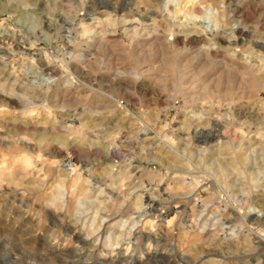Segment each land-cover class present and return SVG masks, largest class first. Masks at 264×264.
<instances>
[{
	"label": "rangeland",
	"instance_id": "374dc122",
	"mask_svg": "<svg viewBox=\"0 0 264 264\" xmlns=\"http://www.w3.org/2000/svg\"><path fill=\"white\" fill-rule=\"evenodd\" d=\"M169 2L0 0V264H264V0Z\"/></svg>",
	"mask_w": 264,
	"mask_h": 264
},
{
	"label": "bare ground",
	"instance_id": "6f19581e",
	"mask_svg": "<svg viewBox=\"0 0 264 264\" xmlns=\"http://www.w3.org/2000/svg\"><path fill=\"white\" fill-rule=\"evenodd\" d=\"M179 0H170V2L169 3H164L163 5H162V7H161V11L162 12H166V13H171V11H170V7H169V4L171 3V4H173V7L172 8H175L178 4H179V2H178ZM168 4V5H167ZM170 4V5H171ZM143 12H144V14H146V15H150L151 14V11L149 10V9H145V10H143ZM153 14V13H152ZM173 14V13H172ZM209 14H210V11L208 10V12H207V17L209 16ZM207 19V18H206ZM210 19V18H209ZM243 32V31H242ZM240 33V32H239ZM207 36V35H206ZM207 37H209V36H207ZM203 41L205 42L206 41V38H204L203 39ZM46 70V69H45ZM11 98L12 97H9V96H5V95H3V94H0V102H4V101H6V103H10L11 102ZM12 145V144H11ZM10 145V146H11ZM14 146V145H13ZM164 213V212H163ZM166 213V212H165ZM145 215V214H144ZM140 216V215H139ZM138 216V217H139ZM166 216V215H165ZM263 216V213L262 212H259V211H257L256 212V217L255 218H257V219H261V217ZM246 222V221H245ZM255 235V234H254ZM148 237V236H147ZM256 237V239L257 238H259V236H255ZM254 237V238H255ZM147 239H150V238H147ZM152 239V238H151ZM260 239V238H259ZM148 241V240H147ZM154 241V240H153ZM134 260L137 262V261H139L140 260V257H136V258H134Z\"/></svg>",
	"mask_w": 264,
	"mask_h": 264
}]
</instances>
